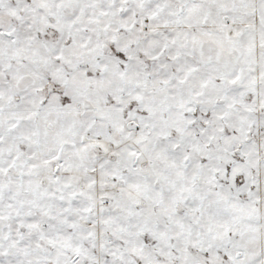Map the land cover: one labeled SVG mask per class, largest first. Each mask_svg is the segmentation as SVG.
Listing matches in <instances>:
<instances>
[{
	"label": "snow or ice",
	"instance_id": "snow-or-ice-1",
	"mask_svg": "<svg viewBox=\"0 0 264 264\" xmlns=\"http://www.w3.org/2000/svg\"><path fill=\"white\" fill-rule=\"evenodd\" d=\"M0 264H264V0H0Z\"/></svg>",
	"mask_w": 264,
	"mask_h": 264
}]
</instances>
